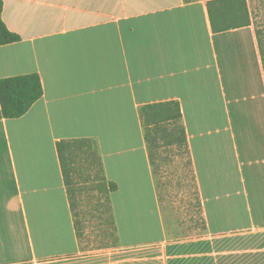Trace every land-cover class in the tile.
Returning a JSON list of instances; mask_svg holds the SVG:
<instances>
[{"label":"crops","instance_id":"crops-1","mask_svg":"<svg viewBox=\"0 0 264 264\" xmlns=\"http://www.w3.org/2000/svg\"><path fill=\"white\" fill-rule=\"evenodd\" d=\"M2 1L19 40L0 45V78L37 73L43 93L0 119V264H264L253 25L214 32L206 0ZM169 101L200 202L202 231L191 236L169 229L144 136L142 108ZM76 138L96 141L116 184L110 246L84 249L74 226L56 142Z\"/></svg>","mask_w":264,"mask_h":264},{"label":"trees","instance_id":"trees-1","mask_svg":"<svg viewBox=\"0 0 264 264\" xmlns=\"http://www.w3.org/2000/svg\"><path fill=\"white\" fill-rule=\"evenodd\" d=\"M2 6L3 1L0 0V45L19 40V36L9 30L2 20ZM206 6L214 32L254 24L248 0H206ZM254 31L264 72V28L254 25ZM42 93V83L37 73L0 78V119L24 115ZM141 117L158 197L162 203L159 179L156 175V169L159 168L156 160L159 148L182 147L189 154L180 106L176 101L146 105L141 110ZM56 148L78 238L82 239V230L81 222L76 218L78 212L75 209L76 201L73 195L75 187L79 184L75 177L82 170L87 171L84 178H88L94 170L99 172L98 188L105 194L108 213L106 221L110 224L111 235L114 237L115 226L110 211L109 193L116 188V184L107 181L104 176L96 141L90 138L61 139L56 142ZM190 165L192 168L191 159ZM198 203L200 206L199 201Z\"/></svg>","mask_w":264,"mask_h":264},{"label":"rangeland","instance_id":"rangeland-1","mask_svg":"<svg viewBox=\"0 0 264 264\" xmlns=\"http://www.w3.org/2000/svg\"><path fill=\"white\" fill-rule=\"evenodd\" d=\"M248 3L253 27L260 25L264 28V0H248ZM156 160L159 166L156 175L171 233L178 237L200 233L197 190L187 150L182 147L159 148ZM86 173L82 170L75 177L79 183L73 195L78 212L76 218L81 222L84 249H98L114 244L115 236L111 235L110 224L106 221L107 202L105 194L98 188L99 172L94 170L84 178ZM187 230L190 232L185 233Z\"/></svg>","mask_w":264,"mask_h":264}]
</instances>
